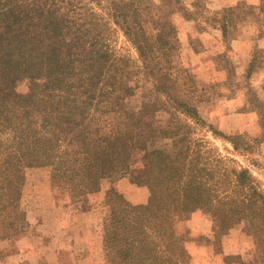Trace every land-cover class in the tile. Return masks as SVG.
<instances>
[{
    "label": "trees",
    "instance_id": "trees-1",
    "mask_svg": "<svg viewBox=\"0 0 264 264\" xmlns=\"http://www.w3.org/2000/svg\"><path fill=\"white\" fill-rule=\"evenodd\" d=\"M102 3L0 0V203L7 201L13 217L26 164L42 158L52 167L53 186L80 202L108 186L107 264H188L186 237L175 229L187 211H202L222 235L245 222L256 238L251 257L225 260L264 264V189L209 133L235 151L252 147L246 135L227 134L200 113L206 98L196 75L181 65L173 20L187 9L183 1ZM237 8L223 10L224 36ZM112 24L137 59L113 50ZM141 78L151 82L153 98L139 100ZM24 79L40 80L27 96L14 86ZM139 138L144 149L136 147ZM130 174L139 186L164 187L163 205L131 203L114 185Z\"/></svg>",
    "mask_w": 264,
    "mask_h": 264
},
{
    "label": "rangeland",
    "instance_id": "rangeland-1",
    "mask_svg": "<svg viewBox=\"0 0 264 264\" xmlns=\"http://www.w3.org/2000/svg\"><path fill=\"white\" fill-rule=\"evenodd\" d=\"M108 1L102 0V4L107 5ZM182 1L187 9L178 12V16L176 15L173 20L183 32L181 65L188 67L196 75L201 84L200 87L203 88L201 95L206 98L198 103L201 115L210 125L219 128L217 118L221 115L231 114L227 124L240 127L241 123L245 122L242 120V112H254L249 116V121L247 120V123L251 125H248L249 128L245 130L225 131L219 128L227 134L246 135L251 149L235 151L230 142L219 137L215 138L211 133H209V137L223 155L233 157L238 164L248 168L264 189V0H261L258 5L252 6L241 2L232 15L233 23L228 25V34L225 38H220L221 36L215 34V30L220 28L227 11L224 13V9L211 10L207 6L211 3L210 5L217 7L219 1ZM144 2L160 4L161 0H144ZM153 11L156 13L155 7H153ZM106 12L107 10L101 11L103 15L108 16ZM240 15L244 16L240 17ZM185 19L194 20L193 25H189L190 28L184 26ZM112 27L115 28L111 31L113 32L111 40L113 50L117 55L137 59L138 53L123 31L116 28L114 24ZM185 29H187V33L184 31ZM202 30H207L209 34L201 36ZM244 31L257 33L255 36L260 38L259 42L251 43L252 45L250 44L247 49L231 46V40L238 38ZM141 79L146 81V87L140 90L139 100L153 98L154 91L151 82L146 78ZM39 81V79L19 80L14 82V86L21 96H27L35 83ZM146 146L144 139L136 140L137 148L144 149ZM51 169L50 163L42 158L30 160L26 164V184L19 209L15 210L11 217L7 201L4 200L0 203V234H9L15 237L30 236V233L33 234L37 229L31 222L34 220L46 221L43 222L44 227H40V229L57 228L56 214L63 213V208L59 206L68 205L69 202L72 204L78 202L76 198L66 195L64 190L53 186ZM126 177L134 182L131 174ZM148 187L151 195L149 200L152 199L157 206H162L165 200L164 187L159 185ZM84 206L87 209V206ZM194 212H185L182 219L175 223L177 232L186 237L184 246L189 255L188 264H238L227 263L225 258L229 255L251 257L256 238L245 222L234 225L227 235H222L210 230L213 222L202 211L195 214ZM195 215L200 218L198 221L195 219L198 223L196 225L203 228V233L200 235H193L192 226L189 225V218L195 217ZM64 229L74 231L73 237L77 236V230L86 231L83 237H74L83 243L79 244L87 258L83 259V264H107L104 260L103 236L99 237L100 235L98 236L95 232L91 234L79 222L77 225L69 224ZM196 245L201 246L202 249L197 251ZM64 256L67 258L66 255Z\"/></svg>",
    "mask_w": 264,
    "mask_h": 264
},
{
    "label": "crops",
    "instance_id": "crops-1",
    "mask_svg": "<svg viewBox=\"0 0 264 264\" xmlns=\"http://www.w3.org/2000/svg\"><path fill=\"white\" fill-rule=\"evenodd\" d=\"M217 1L220 2L219 5H217V7H213L212 5H210V3L209 5H207L209 6V9L219 11L225 8L238 6L241 2H245L251 6L254 4L258 5L261 0ZM185 2L188 1L185 0ZM176 15L178 16V13L175 14L174 17H176ZM193 23L194 20L185 19L184 26L188 28L189 25H193ZM177 27L179 30V38L182 41V29L179 25ZM184 31H186V33L188 32L187 29H185ZM215 31V34L221 36L220 38L226 37L224 36L221 28H216ZM208 34L209 32L207 30H202V32L200 33L201 36H205ZM255 34L257 36V33H254V31L252 33H247L246 31H244L238 38H233L231 40V46L244 47L245 49H247L251 43L256 44V42H259L260 38L256 37ZM253 113L254 112L252 111L242 112V120H244L245 122L241 123L240 127L227 124L228 117H230L231 114H227L225 116L221 115L217 118V123L219 125V128L225 131L245 130L249 128L247 127L248 125H251L247 123V120L249 121V116L253 115ZM114 185L133 204L147 203L151 196L148 186H139L135 182L127 179V177L118 180L116 183H114ZM107 187L108 186L106 185L101 192L90 197L87 202L78 201L75 204L69 202L68 205L59 206L60 208H63V213L59 212L58 214H56L57 228L53 227L51 230L45 228L40 229V227H44L43 222L46 221L34 220L31 222L35 224V227H37V229H35V232L33 234L30 233V236L21 235L15 237L12 235L10 236L9 234H0V264H83V259H87L86 255L83 254L84 250L81 251L80 249L79 244L83 243H80L81 241H78V239H74V237H83L84 232L86 231L84 229V231L77 230V236L73 237L74 231L65 230L64 227H68L69 224L77 225L79 222L83 224V228H87V230L91 234L95 232L98 234V236L100 235L99 237H102V221L104 215L103 200ZM84 205L87 206V209H85ZM197 212L198 211H195L194 214ZM195 219L197 221L200 220V218L195 215V217L193 216L189 218V225L192 226L193 235H200L201 233H203V228L200 225H196L198 223ZM206 231L208 232V230ZM195 247H197V251H200L202 249L199 245H196ZM101 249L103 250V247H101ZM64 255H66L67 258H65Z\"/></svg>",
    "mask_w": 264,
    "mask_h": 264
}]
</instances>
